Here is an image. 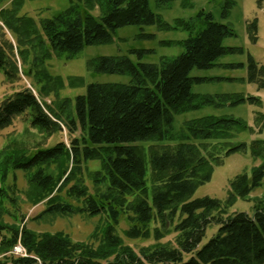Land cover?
<instances>
[{"label":"trees","instance_id":"trees-1","mask_svg":"<svg viewBox=\"0 0 264 264\" xmlns=\"http://www.w3.org/2000/svg\"><path fill=\"white\" fill-rule=\"evenodd\" d=\"M235 1H224L223 16ZM263 1L258 0L259 5ZM22 5L23 0H10L0 6V69L8 81L21 76L38 84L44 81L37 87L39 94L53 95L57 102L53 107L40 102L29 88L17 90L0 101V130L15 117L26 115L28 127L45 138L66 129L69 146L63 141L50 146L36 142L31 150L25 141L9 137L0 148V264H264V195L251 198V214L229 212L237 199L248 200L264 182V138L238 139L255 129L243 118L226 115L201 116L184 121L177 131L172 128L175 114L204 105H262L259 97L243 93L191 90L194 82L205 81L190 76L193 68L209 69L222 55L244 52L242 47L223 45L224 38L234 35L232 28L203 10L196 15L204 24L201 29L182 18L169 24L150 9L149 0H69L64 9L40 18L38 25L33 17L20 13ZM126 25L181 29L188 35L183 40L161 41L162 45H181L183 51L175 57H161L159 63H134L125 55L90 60L92 71L128 74L130 82L87 84L85 92L75 96L72 112L71 99L59 97L63 79L46 72L45 61L52 53L66 52L72 57L84 46L108 43L114 31ZM255 31L254 19L248 26L253 40ZM140 35L155 37L153 33ZM132 52L142 57L152 50ZM246 68V81L264 89V65L247 54ZM82 84V77L69 78L70 87ZM255 119L263 120L264 113L258 111ZM77 130L79 136L72 137ZM262 130L259 125L257 133ZM144 142H151L146 149L141 145ZM247 149L260 163L230 180L224 199L191 198L198 186L211 179L223 157ZM88 160L100 164L99 170L88 171L93 193L82 176L81 165ZM10 170L26 172L24 196L29 204L43 202L37 218L104 214L105 222L94 227L89 242L73 240L63 231L35 232L20 221L5 222V215H13L7 204L15 209L18 205L16 187L6 184ZM102 185L104 189H99ZM122 215L131 224L123 230L124 236H153L157 242L136 252L116 230ZM152 222L158 225L150 227ZM210 226L217 228L202 243ZM171 231L176 232L174 244L158 242ZM17 241L26 255L7 256Z\"/></svg>","mask_w":264,"mask_h":264},{"label":"rangeland","instance_id":"rangeland-1","mask_svg":"<svg viewBox=\"0 0 264 264\" xmlns=\"http://www.w3.org/2000/svg\"><path fill=\"white\" fill-rule=\"evenodd\" d=\"M225 0H149L150 9L159 14L162 19L169 24H173L174 19L182 18L192 20L195 23V29H201L204 24L197 19L196 15L199 11L212 13L215 21L230 26L234 35L223 39L225 46H238L244 49L243 53L226 54L216 59V65L209 69L193 68L190 71V76L204 78L205 81L192 84V92L199 94H215V93H243L259 97L262 101L261 106H256L251 103L238 105H223L214 107L212 105H204L199 109L190 110L184 113L175 114L172 122L174 131L179 130L186 120L194 119L206 115H226L232 117H240L247 121L255 130L253 134L243 132L238 139L249 142L255 138H264V119L256 121L255 117L258 111L264 113V89H257L254 83L246 81L247 76V54H250L259 65H264V1L259 5L258 0H236L235 4L230 8L228 14L223 16V5ZM10 0H2L0 6L8 5ZM69 4V0H23V5L20 13L27 14L36 20L39 24L40 18L50 17L55 12L64 9ZM256 20L255 39H252L248 32V26ZM141 33H153L154 38H144ZM188 33L181 29L158 30L155 25H126L117 28L112 34V40L108 43H99L84 46L72 57H68L66 52L55 54L44 63L43 68L46 72L53 76H60L63 79L64 87L60 90L59 97H68L71 99L69 109L74 112V98L78 94L85 92V87L93 82H120L129 83L130 75L128 74H109L95 72L89 69L88 62L99 56L110 55H125L134 63L142 61L145 63H159L161 57L171 58L179 55L183 51V47L178 44L162 45L161 41H177L183 40ZM11 39L10 34H7ZM135 49L152 50V52L143 53L142 57H138L132 52ZM243 63L244 66L231 67L229 64ZM19 65V63H17ZM20 68V66H19ZM6 75L0 69V101L7 95L28 88L29 85L34 89L40 102L56 106L57 98L53 95L41 96L37 87L38 84L31 78L21 76L20 79L14 81L6 80ZM82 77L84 84L81 86L70 87L68 85L69 78ZM243 79V80H242ZM26 115H19L14 118L12 124L0 130V148L6 143L9 137L19 138L27 143L29 149L35 147L36 142L41 146H50L58 141H63L69 146V135L67 130L63 128L61 133H56L49 138H45L35 129L28 127L25 120ZM261 125L262 133H257V129ZM28 128L25 132L24 129ZM80 131L77 130L73 136H79ZM151 142L141 144L145 149ZM260 163V160L253 159L249 154V149L246 151L229 154L222 158V162L214 166L211 179L198 186L191 198L209 196L218 199H224L229 189V182L237 174L241 172H250V168ZM82 176L85 185L89 192L93 193L95 187L92 179L88 175V171L100 169L98 160H88L82 163ZM149 173V167H148ZM148 177V175H147ZM6 184L15 186V194L18 197L17 207L12 208L7 204L8 209L13 215H5L4 221L7 223L19 222L21 226L26 224L29 229L35 232H56L63 231L68 234L73 240L87 241L94 227L97 224L105 222V215L98 214L89 216L86 213L74 215L46 216L37 218L38 214L44 208L43 202L35 205L29 204L25 200L24 191L27 188L26 172L22 170H10L6 179ZM147 185L150 188V182L147 178ZM99 189H104V185ZM64 194V193H63ZM264 195V182L261 186L255 188L250 194L248 200L237 199L235 204L229 209V212L245 211L252 213L254 201L253 197H261ZM131 199V196H128ZM19 218L20 220H16ZM131 224L127 221L126 216L122 215L116 225L118 234L123 238L124 242L130 245L136 252L142 246H147L157 242L153 236L148 238L130 239L124 236L123 230L127 229ZM158 225L155 222L150 224ZM169 228V226H168ZM216 226H210L202 243H205L212 233L215 232ZM176 232H169L158 242H167L174 244ZM11 251V250H10ZM5 253L11 256V252ZM13 256V255H12ZM2 255H0V261Z\"/></svg>","mask_w":264,"mask_h":264},{"label":"built area","instance_id":"built-area-1","mask_svg":"<svg viewBox=\"0 0 264 264\" xmlns=\"http://www.w3.org/2000/svg\"><path fill=\"white\" fill-rule=\"evenodd\" d=\"M12 252L16 255H22V256L26 255V251L20 243H18L17 245L13 247Z\"/></svg>","mask_w":264,"mask_h":264}]
</instances>
